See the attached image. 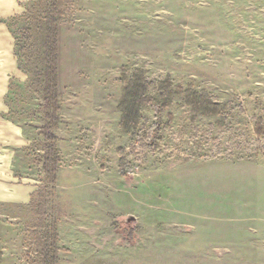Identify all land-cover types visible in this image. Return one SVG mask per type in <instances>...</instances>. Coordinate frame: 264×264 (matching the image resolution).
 Returning <instances> with one entry per match:
<instances>
[{
  "label": "rangeland",
  "instance_id": "1",
  "mask_svg": "<svg viewBox=\"0 0 264 264\" xmlns=\"http://www.w3.org/2000/svg\"><path fill=\"white\" fill-rule=\"evenodd\" d=\"M49 1L0 0V143L6 124L28 140L0 162L27 198L0 201V264H43L55 233L57 264H264V0H56V179L37 75ZM136 75L151 102L124 132Z\"/></svg>",
  "mask_w": 264,
  "mask_h": 264
},
{
  "label": "trees",
  "instance_id": "2",
  "mask_svg": "<svg viewBox=\"0 0 264 264\" xmlns=\"http://www.w3.org/2000/svg\"><path fill=\"white\" fill-rule=\"evenodd\" d=\"M48 2H50L48 0ZM50 10L46 16L39 19L35 16L36 31L39 36L37 44L40 46V52L37 53L40 64L37 67V75L41 78L42 92L44 96L45 105L43 107L45 112V125L43 128V134L46 140L49 142L45 150L44 165L46 172L56 179L58 170V156L55 149V138L51 134V130L56 128V122L59 119L58 112H60V106L58 105V62H59V48H58V24L56 20L57 12H55L56 0H51ZM140 71L136 72L138 75ZM128 82V87L125 89L123 97L120 102V108L122 111V126L124 132H130L138 126L139 121V104L151 102V99L140 92H137L139 77ZM139 76V75H138ZM163 88L170 92V95L184 94V97L188 100V103L192 106L194 114H203L204 116H210L213 114H219L220 107L214 103L206 95L200 94L196 91L184 89L182 86L175 87V92L171 91L172 85L166 81L161 84ZM169 97V95H168ZM165 98L163 102L164 107L171 105L170 98ZM256 130L263 136L264 131L260 125L257 124ZM264 141V140H263ZM120 174L122 176L127 175L125 163L122 161L120 165ZM54 242L46 244L43 247V264H57L58 261V234L54 235ZM3 256V251L0 246V263Z\"/></svg>",
  "mask_w": 264,
  "mask_h": 264
},
{
  "label": "crops",
  "instance_id": "3",
  "mask_svg": "<svg viewBox=\"0 0 264 264\" xmlns=\"http://www.w3.org/2000/svg\"><path fill=\"white\" fill-rule=\"evenodd\" d=\"M5 130L8 126H11V131L13 132V135L11 137V149L7 150L4 149L5 147H10L7 142V135L6 132L3 136V139L6 141L3 144L0 143V162L5 165V162H12L15 158V149L22 144L25 145L28 143V140L23 137L22 133L16 128L12 127L11 124H6ZM7 126V127H6ZM2 165L0 166V201L2 202H14V203H26L27 198L26 196L21 197L20 194L17 193L16 188L18 186H13V180L14 178L11 177V172L8 171L5 167V169H1ZM22 198V199H21Z\"/></svg>",
  "mask_w": 264,
  "mask_h": 264
}]
</instances>
